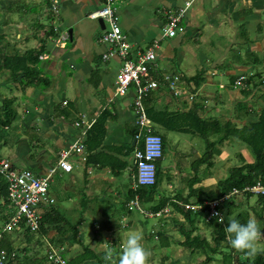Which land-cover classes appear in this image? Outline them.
<instances>
[{
    "label": "crops",
    "instance_id": "obj_1",
    "mask_svg": "<svg viewBox=\"0 0 264 264\" xmlns=\"http://www.w3.org/2000/svg\"><path fill=\"white\" fill-rule=\"evenodd\" d=\"M186 1L114 0L117 2L121 32L130 44L131 51L154 40L158 42L154 61L155 71H151L150 80L153 79L152 77L154 80L159 79L157 81L159 84L149 95L156 94L157 106L171 111H188L193 106L198 107L195 113L197 116L199 111L204 113V100L210 97L218 100V93L208 92L207 97L203 92L205 83L209 82L206 80V71L213 70L221 64L226 54L218 64L211 67L223 51L226 49L227 53L232 50L237 37L245 47L255 43L258 46L264 44V36L256 34L261 31L259 26L263 23L264 0H191V6L184 20V31L174 37L161 38L160 28L165 22V13H174L183 7ZM102 3L103 0H58V11L53 14L50 10L51 0H0V36L5 40H11L13 48L18 49L19 52L37 48L44 41L46 51L39 57V65L43 70L42 76L45 75L50 80L49 87L45 89L32 88L23 92L21 78L16 77L14 80L9 77L7 70H0V110L6 103L3 99H7L13 101L12 106L15 111L14 119L5 129L3 142L7 146V157L4 158L14 166L28 168L37 175L43 176L55 165L58 152L77 140L81 135V129L86 128L90 123L82 138L83 155L80 157L73 154L70 157V161L75 158L73 162L74 167L78 168L76 172L71 174L73 169L68 173L56 169L50 177V190L54 203L44 210V215L56 209L58 215L53 216L51 213L52 219L55 220L54 226L63 225L66 229L72 226L77 228L76 241L72 239L71 230L62 237L63 244L60 245L59 250L63 259H71L76 254L82 253L85 246L95 251L94 247L97 243L95 239L88 245L77 240L82 236L79 234V228L89 219L95 222V225L100 220L105 222L110 219L115 220L116 229H120L118 220L126 219L137 225L140 221L137 218L138 212H130L126 208L128 194L135 191L132 187L133 150L141 145V141L135 142L133 137L134 129L137 131L133 109L135 92L134 87L131 86L125 95L115 98L112 96L113 84L122 60L117 55H112L106 60L102 59V55L109 49V45L98 41L104 29H101L96 20L88 17V14L100 8ZM37 25L52 27L55 32L57 31L56 36L46 37L44 30L41 27L39 29ZM106 26L107 24L104 23L105 28ZM228 28L232 31L233 43L231 37L225 34ZM68 29H72L71 39L67 34L66 41L62 38V31L67 32ZM212 29L215 32H212ZM210 54L215 56L210 59ZM255 63H257L256 59L241 64L235 62L226 70L229 84L221 85L222 88L219 86L224 92V96L219 97V104L227 101V106L233 109L234 103L238 101H235L236 91L231 88L230 79L240 75L247 77V70H252ZM199 71H202L201 83L195 88L190 79H193ZM164 74H176L181 78L182 84L189 85V92L183 95L187 101L189 98L192 100L189 107L179 105L178 101L168 102L169 97L161 95V91L164 90ZM258 76L259 82L264 80L263 76L259 74ZM103 112H106L107 119L104 121V130L100 138L97 133L88 131ZM197 117H204V114ZM76 122L78 124L75 126ZM151 126L156 128L152 122ZM130 168L133 169L131 181L128 187H124L123 172L128 169L130 174ZM53 184H56L54 188ZM156 199L157 196L154 194L149 204L154 205ZM183 199L185 197L180 198L179 201L185 203ZM191 199L195 200L194 197ZM168 200L166 206L177 203L171 198ZM0 202L1 225L4 222L3 214L7 213L8 217L11 214V207L9 203L3 205L2 196ZM64 204H67L66 207ZM103 205L107 206L109 211L107 219L103 217L105 214L104 210H101ZM140 206L142 207L141 201ZM142 208L145 210L144 207ZM150 208L149 206L147 211L153 212ZM69 215L75 216L73 222ZM93 215H97L98 218L92 217ZM104 226L108 231L115 233L114 245L120 247L121 238L115 232L116 229L106 224ZM54 228L49 229L46 235H41L42 237L35 235L28 244L20 231L14 230L8 233L14 252L7 263L15 261L11 264H40L39 257L33 262L27 259L26 252L30 246L36 248L41 243V239L48 241L50 249H55L54 244H58L55 241L58 235L57 227ZM142 229L144 232L145 226ZM121 237L124 239L125 236ZM72 243L77 244V247L72 248ZM23 247H27L26 250H23ZM46 250L48 251V247ZM103 252H106V249ZM18 253L22 254L26 261H20ZM43 264L50 263L46 261Z\"/></svg>",
    "mask_w": 264,
    "mask_h": 264
},
{
    "label": "trees",
    "instance_id": "obj_2",
    "mask_svg": "<svg viewBox=\"0 0 264 264\" xmlns=\"http://www.w3.org/2000/svg\"><path fill=\"white\" fill-rule=\"evenodd\" d=\"M40 27L44 30L46 37L52 35L56 36L57 31L55 32L52 27L48 26L47 28H45L44 25H41L39 26V29H41ZM3 40L5 39L0 36V42L7 47L6 50V48L0 46V70L5 68V70H7V73L9 74V77L14 80H16V77L21 78V86L23 92H25V90L27 89L32 88L45 89L49 87L50 80L45 75L42 76L43 70L39 65V57L42 56L46 51L45 42L43 41L37 48H29L23 52H19L18 49L14 48L12 51H9L10 48L14 46L13 42L11 40H5L3 42ZM201 73L202 71H199L197 74H195L193 79H190L193 81L195 88L200 86ZM240 76H243L245 78L244 85L241 87L238 86V88L234 89H239V92L246 96L249 92V90H247V87L249 85H253L255 81L258 80L259 76L258 74H250L247 78L244 75ZM152 78L154 80V77ZM150 79L151 78H149V80ZM235 79L236 78L233 79V77H231L230 79L231 88L233 87L232 84ZM155 80L159 81V79ZM259 83L264 84V80L260 81ZM166 92L164 90L163 92L161 91V95L166 96V98L168 96V102L174 101L177 103V97L173 96L172 93ZM155 95H152L151 93L142 102L147 118L154 125L158 126L166 132L195 133V135L197 134L202 136V138H204L207 142L209 141L208 138H210L211 135L215 137L213 139V142L208 143L209 149L205 151L206 155L203 159L204 161L209 160V158L213 156L214 148L217 147V145H221L223 141L231 138V134L233 135V138L239 140L241 143L249 147L252 154L254 155L253 163H246L242 166L231 168L225 178L218 180V182L216 183V188L194 191L193 194L195 200L193 203H200L204 198H219L224 194L230 193L232 189L237 190V193L232 196L230 203H228L227 205L221 204L218 206V209L221 211L226 209L224 212L225 218L221 221H217L215 219L205 221L202 217V210H200V212L197 214H193L189 211H184L178 203L172 204L174 208H176L183 214L184 219L190 225L188 228H186L183 224H181L179 228L180 234H182L183 236V240L180 241V245L182 246L184 252L189 255V262H194L195 259L200 256L202 258L200 264H264V251H258L254 256L245 255L243 251L236 250L229 244V234L225 231L226 225L229 221L228 218H230V216L236 217L242 222L246 221L247 218H249L246 211H239L238 209L241 205L240 200L242 198L244 200H249L253 196H255L256 203L258 205V213L255 214L256 219L260 222L262 228H264V194L255 195L253 193L242 191L243 188L252 186L257 182H260L264 185V110L259 113L256 120H248V117L251 115L250 107L248 108L246 103H244L243 101H238L234 103V113L232 115V118L230 116L226 120H223V122L221 123V121L216 118L208 119L206 117H197L194 111V106L188 111H171L165 107L159 108L157 106L158 99L157 97L155 99ZM3 102L6 106L3 105L0 110V141L2 142L4 138L5 128L10 126L11 121L14 119L13 115L15 113L12 106V100L3 99ZM106 119L107 114L106 112H103L95 120L93 125L89 128L88 132L97 133L101 138L102 131L104 130V121ZM236 122L241 125L238 126ZM135 133L136 129H134L133 134L135 135ZM160 137L164 149L165 137L161 135ZM208 165H212L211 162H209ZM158 169L159 162L156 163L155 184L150 187H138L137 189H135V191H132L128 194L127 200L132 198L133 195L137 194L142 204L150 203L152 200V196L155 194V189L158 183ZM0 196H2V199L4 201L3 205H7L9 201L6 197V184L2 178H0ZM183 200L185 201V203L188 202L187 198ZM167 203H169L168 198H162L160 202L153 205L150 209L153 212L160 211L167 205ZM51 213L53 216L58 215L56 209H52ZM51 213L45 214L42 217L38 230L31 232L28 229H22L21 233L24 234V240H26V243L28 244L32 241L35 235H46L49 232V229H55L54 227H57L56 231L58 238H56L55 241H57L58 244H54L55 249L53 250L60 251L59 253L61 254V250L59 249L60 245L63 244L62 237H64L68 233V231L71 230L72 239L76 241L77 228L76 226H72V228L66 229L63 225L54 226L55 220L52 219L53 216L51 215ZM10 216L11 214L7 217V213H4L3 221H7ZM200 217L206 223V226L210 229V241L201 238L198 234L193 235V233L197 230L196 222L200 220ZM158 233L164 234V230L161 229ZM167 240L168 239L165 238L159 246H168ZM95 241H97L96 238ZM261 241L264 243V238H262ZM51 243H53L52 239ZM0 246L5 249L9 257L13 254L14 246L12 245V240L10 239L8 233H5L3 235ZM26 248L27 247H23L22 249L26 250ZM51 251L52 250L48 248L46 255H44L43 258H40V264H43L46 261L48 262L47 256ZM105 253L106 252H101L100 254H97L95 253V251L85 246L82 253L76 254L75 257L71 259L65 258V261L66 264H82V262L85 261L97 260L99 264H110L109 259H107L105 256ZM167 260L168 256L165 254L160 259V264H165Z\"/></svg>",
    "mask_w": 264,
    "mask_h": 264
},
{
    "label": "rangeland",
    "instance_id": "obj_3",
    "mask_svg": "<svg viewBox=\"0 0 264 264\" xmlns=\"http://www.w3.org/2000/svg\"><path fill=\"white\" fill-rule=\"evenodd\" d=\"M114 6L116 7V9H118L117 2H114ZM262 22L263 23H261V25L259 26L261 28V31L256 33L257 36H264V16L262 18ZM211 31L215 32V30L213 29ZM62 33V38L67 41V32L62 31ZM225 34L231 37V43H233V34L230 28L225 31ZM236 39L237 41L235 40V46L232 48V50L226 53V57L222 60L221 64H219L213 70L208 69L206 71V80H208L209 82L205 83V89L203 93L206 94L207 97L209 95L208 92H211L212 94L218 93V96L222 97L224 92L223 89H221L222 87L219 88V86H227L229 84L226 70L232 67L235 62L236 64H241L243 62H248L250 60L252 61L256 59L257 63L253 65V67H255L250 71L247 70L246 75L248 77L250 74L253 75L257 73L260 76L264 77V44L258 46V44L255 43L254 45H248L249 47H245L240 42V39L238 37ZM4 41L5 40H3V42ZM55 43H58L57 40L55 41ZM0 46L6 48L7 50L6 45L1 42ZM22 48H24V46ZM12 49L13 47H11V51ZM225 51L226 49L223 51V53ZM250 53L252 55H249ZM214 56L210 54L209 57L211 59ZM212 62H214V60H212ZM247 90H249V92L246 96H244L241 92L238 93L239 89H235V101H243L244 103H246L248 108L250 107L251 110V115L248 117V120H256L259 113L264 110V84H260L258 80H256L253 85H249L247 87ZM199 92L200 90L198 89V94ZM185 93L186 92L181 89L179 93L180 96H177L176 100L178 101L179 105H188L189 107V105L192 103V100H190L189 98V100L187 101V98L183 97ZM66 95L68 96V93ZM219 97L218 100L213 99L212 97H210V99L206 101L204 100V113L202 111H199L197 116H202L204 114V117L208 119L216 118L220 120L221 123L223 122V120H226V118L230 116L232 118V115L234 113L232 107L229 105L227 106V101L225 103H222L224 102L222 101L221 104H219ZM238 97L241 99H239ZM196 108L198 107L194 108L195 113L197 112ZM236 124L238 126L241 125L237 122ZM154 129L158 133V135L165 137V148L163 149V156L159 161V176L158 183L155 189V195L157 196V199L156 201H154V205L157 204V202H159V200L162 198L160 196L171 198L179 204H181L179 199L185 197L189 201L188 203H193L194 200H192L191 198L194 197V191L216 188V183L218 182V180L225 178L231 168L239 167L246 163L251 164L254 162V155L252 154L250 148L241 143L239 140L233 138L232 134L231 138L223 141L221 145H217V147L214 148L213 156L210 157L209 160L204 161L203 159L206 155L205 151L209 149L208 143L213 142V139L215 138L213 135L208 138L209 141L207 142L204 138H202V136L197 134L195 135V133L166 132L158 126H156V128ZM0 145V155H2V157H7V146H5L4 142L2 141H0ZM74 160L75 158L71 159L70 161L73 169L71 174L75 173L76 169H78L77 167H74ZM209 162H211L212 165L209 166ZM130 164L132 165L131 162ZM129 171L130 174L128 173V169L123 172L122 183L124 187H128L131 181L133 169L130 168ZM55 186L56 184L52 185L53 188ZM208 199H210V197ZM240 203L241 205L239 206V211H246L248 217L256 218L255 214L258 213V205L256 203L255 196L251 197L249 200H244L242 198L240 200ZM66 205L67 204H64L65 207ZM149 206L152 207L153 205H150L149 203L142 204V207H144L145 210L149 209ZM101 210H104L105 214L103 215V217L104 219H107V217L109 216L107 206L103 205L101 207ZM225 210L222 211L223 218H225ZM69 216L73 222L75 220V216ZM94 216L95 218H98L97 215H93L92 217ZM232 217L233 216H230V218ZM137 218L140 220L138 222V225L126 219L118 220L120 229L115 228V220L110 219L107 222H105V220H100L99 223L95 225V222L93 223V221L89 219L87 223L84 226H81L78 230L80 232L79 234L82 235V240H77L80 243L88 245L91 244L96 238L97 243H95V251L100 254L104 251V249H110L111 251L107 257V259H109V263L119 264V257L121 255L122 249L126 244L127 236L130 232L135 231L142 234L143 243L147 248L151 250L152 255L149 258V264H160V259L165 254L168 256V260L165 262V264H200L202 260L200 256L195 259L194 262L190 263L188 257L189 255L184 252L182 246L180 245V241L183 240V236L182 234H180L179 230L180 225L183 224L186 228H188L190 225L184 219L183 214L179 210L174 208L172 205H169L164 207V211L163 209L160 210L159 214L157 215H145L138 212ZM105 224L112 226V228H115V232L117 233V235H120V247L114 245L116 235L114 232L108 231L104 226ZM136 226L137 228H135ZM143 226H145L144 232L142 229ZM196 228L197 230L193 233V235L198 234L201 238L210 241V229L206 226V223L201 217L200 220L196 222ZM161 229L164 230V234L158 233ZM121 236H125L124 239H122ZM165 238L168 239V246L160 247V243L164 241ZM261 240L258 242V249L259 251H264V243ZM40 242L41 243L36 248H32L33 246L29 247L28 252H26L27 259L33 261L36 257L43 258L44 255H46V248H51V246H48L47 240L44 241L43 239H41ZM75 247H77V244L72 243V248ZM18 257L20 258V261H26L25 259H23L22 254L18 253ZM11 263H15V261H11ZM82 264H99V262H97V260H92L82 262Z\"/></svg>",
    "mask_w": 264,
    "mask_h": 264
},
{
    "label": "built area",
    "instance_id": "obj_4",
    "mask_svg": "<svg viewBox=\"0 0 264 264\" xmlns=\"http://www.w3.org/2000/svg\"><path fill=\"white\" fill-rule=\"evenodd\" d=\"M191 2V0H187L184 6L177 9L174 13H165V22L160 28L161 38L174 37L184 31V20ZM57 6L58 0H51L50 10L53 14L57 13ZM88 17L93 20L101 18L107 24L98 39L100 43L109 45V49L102 55V59L106 60L112 55H117L122 60V65L113 84V98L125 95L131 86L134 87V123L137 128L134 141H141V145L133 150L134 177L132 187L135 190L138 187L153 186L156 179V163L163 156V145L160 135L152 128L151 122L145 114L142 102L159 84L156 80H149L151 71H155L154 61L158 42L154 40L131 51L130 44L125 40L121 32L114 0H103L102 6L90 12ZM180 79L176 74H164V90L172 93L175 97L179 96L181 89L188 93L190 90L189 85L182 84ZM244 79L243 76H238L232 84L233 88L243 86ZM65 103L64 101L63 104ZM77 124L78 122L75 123V126ZM86 126V128L81 129V135L77 140L58 152L55 165L43 176L37 175L28 168L14 166L9 160L0 155V178L5 181L6 197L11 206V216L0 225V244L5 233L22 229H28L31 232L38 230L41 219L44 216V210L54 203L50 190V177L56 169L65 173L71 172L70 157L73 154L80 155V157L83 155L84 142L82 138L90 123ZM242 191L255 195L264 194V185L257 182L252 186L243 188ZM236 193L237 190L232 189L230 193L224 194L219 198H204L200 203H181L182 205H179L185 211L193 214H197L202 210V217L205 221L211 219L221 221L224 218L218 206L230 203L232 196ZM126 208L130 212L136 211L145 215H157L160 212L144 210L140 206V199L137 194L126 202ZM59 252L52 250L47 256L48 262L66 264L65 259L60 256ZM12 257L13 254L9 257L5 249L0 246V264H6Z\"/></svg>",
    "mask_w": 264,
    "mask_h": 264
},
{
    "label": "clouds",
    "instance_id": "obj_5",
    "mask_svg": "<svg viewBox=\"0 0 264 264\" xmlns=\"http://www.w3.org/2000/svg\"><path fill=\"white\" fill-rule=\"evenodd\" d=\"M225 231L229 234V244L248 256H254L259 251L258 242L264 238V228L255 217H249L243 222L232 217ZM110 251V249L106 250V258ZM151 255V250L143 243L142 234L133 231L127 236L126 244L119 257V264H149Z\"/></svg>",
    "mask_w": 264,
    "mask_h": 264
},
{
    "label": "water",
    "instance_id": "obj_6",
    "mask_svg": "<svg viewBox=\"0 0 264 264\" xmlns=\"http://www.w3.org/2000/svg\"><path fill=\"white\" fill-rule=\"evenodd\" d=\"M96 21H97L98 24L100 25L101 29H104V23H103V20H102L101 18H98ZM71 32H72V29H68V30H67V34H68V36H69L70 39H71ZM225 54H226V51H225L223 54H221V55L219 56V58H218V59L212 64L211 67H214L215 64H218V63L220 62V60L225 56Z\"/></svg>",
    "mask_w": 264,
    "mask_h": 264
}]
</instances>
